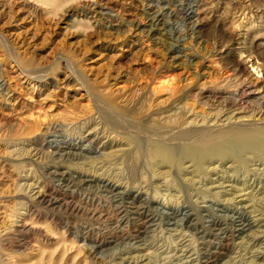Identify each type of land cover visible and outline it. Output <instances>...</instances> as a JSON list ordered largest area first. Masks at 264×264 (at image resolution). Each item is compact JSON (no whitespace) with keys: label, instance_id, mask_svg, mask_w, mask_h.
I'll list each match as a JSON object with an SVG mask.
<instances>
[{"label":"rangeland","instance_id":"1","mask_svg":"<svg viewBox=\"0 0 264 264\" xmlns=\"http://www.w3.org/2000/svg\"><path fill=\"white\" fill-rule=\"evenodd\" d=\"M0 264H264V0H0Z\"/></svg>","mask_w":264,"mask_h":264},{"label":"bare ground","instance_id":"2","mask_svg":"<svg viewBox=\"0 0 264 264\" xmlns=\"http://www.w3.org/2000/svg\"><path fill=\"white\" fill-rule=\"evenodd\" d=\"M106 115V114H105ZM244 228V227H243ZM242 229V228H241Z\"/></svg>","mask_w":264,"mask_h":264}]
</instances>
